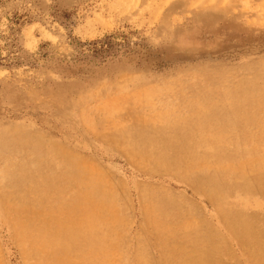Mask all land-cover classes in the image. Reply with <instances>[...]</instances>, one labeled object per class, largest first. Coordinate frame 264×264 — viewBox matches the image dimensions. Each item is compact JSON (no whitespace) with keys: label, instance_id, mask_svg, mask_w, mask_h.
<instances>
[{"label":"rangeland","instance_id":"rangeland-1","mask_svg":"<svg viewBox=\"0 0 264 264\" xmlns=\"http://www.w3.org/2000/svg\"><path fill=\"white\" fill-rule=\"evenodd\" d=\"M263 97L264 0H0V264H58L14 207L79 175L110 191L106 264H264Z\"/></svg>","mask_w":264,"mask_h":264},{"label":"bare ground","instance_id":"bare-ground-1","mask_svg":"<svg viewBox=\"0 0 264 264\" xmlns=\"http://www.w3.org/2000/svg\"><path fill=\"white\" fill-rule=\"evenodd\" d=\"M178 85V84H177ZM181 88V87H180ZM212 90V89H211ZM216 90V89H215ZM189 91V90H187ZM209 91V90H208ZM207 91V92H208ZM149 92V91H148ZM147 92V93H148ZM161 92V91H160ZM186 92V91H185ZM155 93V92H154ZM153 93V94H154ZM165 93V92H164ZM258 93V91H257ZM139 94V93H138ZM144 94V93H142ZM148 95V94H147ZM163 95V94H162ZM205 95V94H204ZM262 95V93H261ZM158 96V95H157ZM203 96V95H202ZM163 97V96H162ZM206 97V96H205ZM211 97V96H210ZM166 98V97H165ZM264 98V97H263ZM190 99V98H189ZM139 100V99H138ZM144 100V99H143ZM146 100V99H145ZM149 100V99H148ZM153 100V99H152ZM197 100V99H196ZM250 100V99H248ZM253 100V99H252ZM251 100V101H252ZM263 100V99H262ZM150 101V100H149ZM194 101V100H193ZM133 102V101H132ZM140 102V101H139ZM145 102V101H144ZM206 102V101H205ZM227 102V101H226ZM160 103V102H159ZM170 103V102H169ZM174 103V102H173ZM225 103V102H224ZM247 103V102H246ZM257 103V102H256ZM262 103V102H261ZM140 104V103H139ZM147 104V102H146ZM153 104V103H152ZM176 104V103H175ZM212 104V103H211ZM228 104V103H227ZM136 105V104H135ZM164 105V104H163ZM167 105V104H166ZM141 106V105H140ZM159 106V105H158ZM161 106V105H160ZM184 106V105H183ZM222 106V104H221ZM165 107V106H164ZM163 107V108H164ZM168 107V106H167ZM176 107L177 104H176ZM194 107V106H193ZM192 107V109H193ZM138 108V107H137ZM169 108V107H168ZM171 108V107H170ZM223 108V107H222ZM251 108V107H249ZM173 109V108H172ZM175 109V108H174ZM177 109V108H176ZM175 109V110H176ZM220 109V108H219ZM143 110V109H142ZM174 110V111H175ZM230 110V109H228ZM165 111V110H164ZM194 114H207L209 112V108L203 106H196V109L192 110ZM224 111V110H223ZM241 111V110H240ZM249 111V110H248ZM167 112V111H165ZM172 112V110H171ZM235 112H237L235 110ZM155 113V110H154ZM179 113V112H178ZM143 114V113H141ZM168 114V113H167ZM177 114V113H176ZM264 114V113H262ZM157 115V114H156ZM159 115V114H158ZM173 115V114H172ZM184 115V114H183ZM228 115H230L228 113ZM146 116V115H144ZM175 116V115H174ZM178 116V115H177ZM186 116V115H185ZM153 117V116H152ZM184 117V116H183ZM246 117V116H245ZM141 118V117H139ZM143 118V117H142ZM154 118V117H153ZM179 118V117H178ZM177 118V119H178ZM243 118V117H242ZM263 118V117H262ZM261 118V119H262ZM151 119V118H150ZM166 119V118H164ZM168 119V118H167ZM177 119L171 120V122L177 121ZM97 120V119H96ZM142 120V119H141ZM140 120V121H141ZM145 120V119H144ZM155 120V118H154ZM169 120V119H168ZM238 120V119H237ZM250 120V119H249ZM252 120V119H251ZM94 121V120H93ZM98 121V120H97ZM104 121V120H103ZM106 121V120H105ZM108 121V120H107ZM133 121V120H132ZM139 121V120H138ZM160 121V120H159ZM167 121V120H166ZM180 121V120H179ZM233 121V120H232ZM248 121V120H247ZM259 121V120H258ZM91 122V121H90ZM136 122V121H135ZM170 122V123H171ZM183 122V121H181ZM249 122V121H248ZM260 122V121H259ZM264 122V121H263ZM98 123V122H97ZM180 123V122H179ZM261 123V122H260ZM106 124V123H105ZM134 124V121H133ZM141 124V123H140ZM139 124V125H140ZM161 124V123H160ZM230 124V123H229ZM250 124V123H249ZM137 125V123H136ZM144 125V123H143ZM152 125V124H151ZM170 125V124H169ZM179 125V124H178ZM231 125V124H230ZM112 126V125H111ZM132 126V124H131ZM130 126V127H131ZM138 126V125H137ZM163 126V125H162ZM167 126V125H166ZM205 126V125H204ZM211 126V125H210ZM227 126V125H226ZM247 126V125H246ZM250 126V125H249ZM248 126V127H249ZM254 126V125H253ZM264 126V125H263ZM117 127V126H116ZM129 127V128H130ZM146 127V126H145ZM165 127V125H164ZM105 128V127H104ZM114 128V127H113ZM163 128V127H162ZM161 128V129H162ZM172 128V127H171ZM174 128V127H173ZM181 128H183L181 126ZM264 128V127H263ZM133 129V128H132ZM139 129V128H138ZM164 129V128H163ZM240 129V128H239ZM243 129V128H242ZM246 129V128H245ZM119 130V129H118ZM145 130V129H143ZM149 130V129H148ZM146 129V132L148 131ZM151 130V129H150ZM200 130V128L198 129ZM213 130V129H211ZM210 130V131H211ZM247 130V129H246ZM130 131V129H129ZM216 131V130H215ZM235 131V129H234ZM260 131V130H259ZM128 132V131H127ZM133 132V131H132ZM137 132V131H136ZM157 132V131H156ZM183 132V131H182ZM233 132V129H232ZM245 132V131H244ZM248 132V131H247ZM250 132V131H249ZM204 133V132H203ZM242 133V132H240ZM260 133V132H259ZM118 134V133H117ZM129 134V133H128ZM146 134V133H145ZM172 134V133H171ZM235 134V132H234ZM244 134V133H243ZM256 134V132H255ZM262 134V133H261ZM264 134V133H263ZM123 135V134H121ZM130 135V134H129ZM136 135V134H135ZM144 135V134H143ZM168 135V134H167ZM173 135V134H172ZM232 135V134H231ZM128 136V135H127ZM126 136V137H127ZM148 136V135H147ZM229 136V135H227ZM236 136V135H235ZM249 136V135H248ZM258 136V135H257ZM260 136V135H259ZM263 136V135H262ZM115 137V136H113ZM134 137V136H133ZM146 137V136H145ZM168 137V136H167ZM202 137V136H200ZM207 137V136H206ZM250 137V136H249ZM129 138V137H128ZM132 138V137H131ZM172 138V137H171ZM209 138V137H208ZM207 138V139H208ZM214 138V137H213ZM233 138V137H232ZM261 138V137H260ZM144 139V138H143ZM173 139V138H172ZM236 139V138H235ZM255 139V138H254ZM258 139V138H257ZM114 140V139H112ZM152 140V139H151ZM197 140V139H196ZM205 140V139H204ZM210 140V139H209ZM247 140V139H246ZM249 140V139H248ZM118 141H120L118 139ZM131 141V140H130ZM165 141V139H164ZM175 141V140H174ZM178 141V140H177ZM223 141V140H221ZM125 142V141H124ZM144 142V141H142ZM167 142V141H166ZM173 142V141H172ZM213 142V141H212ZM215 142V141H214ZM237 142V141H236ZM254 142V141H253ZM127 143V142H126ZM136 143V142H134ZM150 143V142H149ZM216 143V142H215ZM239 143V142H237ZM264 143V142H263ZM123 144V143H120ZM151 144V143H150ZM149 144V145H150ZM167 144V143H166ZM177 144V142H176ZM201 144V143H199ZM232 144V143H231ZM252 144V142L250 143ZM259 144V143H258ZM168 145V144H167ZM202 145V144H201ZM200 145V146H201ZM213 145V144H212ZM211 145V146H212ZM225 145V144H224ZM263 145V144H262ZM153 146V145H152ZM173 146V145H172ZM218 146V145H216ZM124 147V146H123ZM142 149V146H140ZM196 147V146H194ZM215 147V146H214ZM228 147V146H227ZM240 147V146H239ZM238 147V149H239ZM243 147V146H242ZM153 148V147H152ZM157 148V147H156ZM207 148V147H206ZM248 148V147H246ZM251 148V147H249ZM256 148V147H255ZM154 149V148H153ZM172 149V148H171ZM170 149V150H171ZM205 149V148H204ZM223 149V148H222ZM254 149V148H253ZM259 149V148H258ZM257 149V151H258ZM202 150V149H201ZM210 151L211 154H219L217 153L218 149H213L210 146L208 147L207 151ZM150 151V150H149ZM136 153L139 156L144 157L146 159H152L151 153L140 150ZM226 153V151H225ZM237 153V152H236ZM249 153V152H248ZM170 154V153H169ZM197 154V153H196ZM195 154V155H196ZM221 154V153H220ZM238 154V153H237ZM243 154V152H242ZM245 154V153H244ZM176 155V154H175ZM261 155V154H260ZM132 156V155H131ZM197 156V155H196ZM212 156V155H211ZM155 157V156H154ZM179 157V155H178ZM229 157V156H228ZM227 157V158H228ZM248 157V156H247ZM139 158V157H138ZM243 158V157H242ZM254 158V157H253ZM259 158V157H258ZM263 158V157H262ZM261 158V160H262ZM10 159V158H9ZM177 159V158H176ZM199 159V158H198ZM201 159V158H200ZM210 159V158H209ZM249 159V158H248ZM161 159H157L156 161H160ZM165 160V159H164ZM203 160V159H202ZM205 160V159H204ZM233 160V159H232ZM235 160V159H234ZM253 160V159H252ZM260 160V161H261ZM6 161V160H5ZM162 161V160H161ZM166 161V160H165ZM170 161V160H169ZM196 161V160H195ZM210 161V160H209ZM208 161V162H209ZM213 161V160H212ZM259 161V160H258ZM153 162V160H152ZM181 162V160H180ZM220 164H223L224 160L218 161ZM237 162V161H236ZM248 162H250L248 160ZM28 163V162H27ZM40 163V162H39ZM154 163V162H153ZM161 163V162H160ZM167 163V162H166ZM183 163V162H182ZM189 163V162H188ZM202 163V162H201ZM185 164V162H184ZM182 164V165H184ZM195 165V163H193ZM197 164V162H196ZM229 164V163H228ZM237 164V163H236ZM253 164V163H252ZM251 164V165H252ZM16 165V164H15ZM192 165V166H194ZM230 165V164H229ZM75 166V165H74ZM73 166V167H74ZM196 166V165H195ZM228 166V165H227ZM9 167V165H8ZM35 167V166H34ZM77 167V166H76ZM178 167V166H177ZM212 167V166H211ZM244 167V165H243ZM250 167V166H249ZM264 167V166H263ZM12 168V167H11ZM180 168V167H179ZM206 168V166H205ZM217 168V167H216ZM242 168V167H241ZM15 169V168H14ZM23 169L22 167L20 170ZM30 169V168H29ZM41 169V168H40ZM72 169V168H71ZM183 169V168H181ZM198 169V168H197ZM35 170V169H34ZM38 170V169H36ZM73 170V169H72ZM94 170V169H93ZM92 170V171H93ZM185 170V169H184ZM207 170V169H204ZM203 170V172H204ZM214 170V169H213ZM244 170V169H243ZM251 170V169H250ZM25 171V170H24ZM42 171V170H41ZM76 171V170H75ZM215 171V170H214ZM217 171V170H216ZM224 171V170H223ZM229 171V170H228ZM238 171V170H237ZM30 172V171H27ZM33 172V170H32ZM40 172V171H39ZM72 172V171H71ZM70 172V173H71ZM79 172V171H78ZM89 172V171H88ZM94 172V171H93ZM96 172V171H95ZM99 172V171H98ZM199 172V171H198ZM226 172V171H225ZM35 173V172H34ZM70 173L68 175H70ZM83 174L82 172H80ZM97 173V172H96ZM219 173V172H218ZM231 173V172H230ZM249 173V172H248ZM2 174V172H1ZM4 174V172H3ZM49 174V173H48ZM73 174V173H72ZM71 174V175H72ZM92 174V173H90ZM229 174V173H228ZM235 174V173H233ZM262 174H264L262 172ZM29 175V173H28ZM36 175V174H35ZM95 175V174H94ZM98 175V174H97ZM202 175V174H201ZM209 175V174H208ZM220 175V174H219ZM232 175V174H231ZM247 175V174H246ZM253 175V174H252ZM1 176V175H0ZM15 176V175H13ZM25 176V175H24ZM31 176V175H30ZM92 176V175H91ZM90 176V177H91ZM218 176V175H217ZM222 176V174H221ZM36 177V176H35ZM57 177V176H56ZM75 177V176H74ZM84 177V176H82ZM97 177V176H96ZM95 177V178H96ZM101 177V175H100ZM230 177V176H229ZM232 177V176H231ZM54 178V177H53ZM72 178V177H71ZM93 178V177H92ZM65 179V178H63ZM89 179V178H88ZM84 181L80 175L77 180V184H79V191L78 193L68 199H59L58 204L52 205H39L37 208L32 209L31 207H14L17 211L18 217L16 219L19 234L23 239L31 240L35 247L43 248L47 250H55L58 249V264H106L105 257L110 253V229H111V221L108 217H112L111 206L112 203L109 201L110 194L108 190L104 187V182H101L99 179L95 180H88ZM221 178L218 179V181ZM27 180V179H26ZM25 180V181H26ZM32 180V178H31ZM67 180V179H66ZM72 180V179H71ZM22 181V180H21ZM58 181V178H57ZM60 181V180H59ZM206 181V180H205ZM208 181V180H207ZM234 181V180H233ZM242 181V180H241ZM15 182V181H14ZM23 182V181H22ZM54 182V181H53ZM70 182V181H69ZM223 182V181H222ZM249 182V181H248ZM251 182V181H250ZM249 182V184H251ZM11 183V182H10ZM21 183V182H20ZM57 183V182H56ZM55 183V184H56ZM75 183V182H74ZM105 183V182H104ZM226 183V181H225ZM242 182L241 184H243ZM255 183V182H254ZM70 184V183H69ZM72 184V183H71ZM81 184H84L82 186ZM86 184V185H85ZM107 184V183H106ZM105 184V185H106ZM218 184V183H216ZM224 184V183H223ZM246 184V183H245ZM11 185V184H10ZM30 185V184H29ZM45 185V184H44ZM227 185V184H226ZM236 185V183H235ZM264 185V183H263ZM34 186V185H33ZM69 186V185H67ZM78 186V185H77ZM233 186V183H232ZM242 186V185H241ZM249 187V185H246ZM13 187V186H12ZM18 187V186H17ZM23 187V186H22ZM56 187V186H55ZM85 187V188H84ZM246 187V188H247ZM256 187V186H255ZM263 187V186H262ZM16 188V187H15ZM34 188V187H33ZM61 188V187H60ZM65 188V187H62ZM230 188V187H229ZM264 188V187H263ZM6 189V188H5ZM24 189V188H23ZM45 189V188H44ZM59 189V186H58ZM249 189V188H248ZM254 189V188H253ZM252 189V190H253ZM17 190V189H16ZM47 190V189H46ZM57 190V189H56ZM69 190V189H68ZM220 190V189H219ZM22 191V190H21ZM32 191V190H31ZM42 191V190H41ZM44 191V190H43ZM42 191V192H43ZM50 191V189H49ZM76 191V190H75ZM59 192V191H58ZM65 192V191H64ZM113 192V191H112ZM220 192V191H219ZM222 192V191H221ZM220 192V193H221ZM27 197V191L25 192ZM56 193V192H55ZM5 194V193H4ZM8 194V193H7ZM11 194V192H10ZM17 194V193H15ZM32 194V193H31ZM38 194V193H37ZM40 194V193H39ZM50 195V194H49ZM56 195V194H55ZM21 196V195H20ZM23 196V195H22ZM32 196V195H31ZM30 196V197H31ZM39 196V195H38ZM58 196V194H57ZM62 196V194H61ZM13 197V196H12ZM37 197V196H36ZM113 197V196H112ZM22 198V197H21ZM29 198V197H28ZM41 198V197H40ZM20 199V197H19ZM35 199V198H34ZM25 200V199H24ZM23 200V201H24ZM32 200V199H31ZM39 202V199H37ZM26 201V200H25ZM28 201V200H27ZM31 202V201H29ZM33 202V201H32ZM37 202V203H38ZM153 202V201H152ZM28 203V202H27ZM25 203V204H27ZM34 203V202H33ZM11 204V203H10ZM29 204V203H28ZM17 205V204H16ZM15 205V206H16ZM20 205V206H21ZM152 205V204H151ZM31 206V205H30ZM152 207V206H151ZM155 209V208H154ZM156 210V209H155ZM153 212V211H152ZM158 212V211H157ZM16 215V214H15ZM170 216V215H169ZM156 217V216H154ZM168 217V216H167ZM25 218V219H24ZM23 219V220H22ZM161 219V218H160ZM169 220V219H168ZM174 220V218H173ZM115 221V220H112ZM16 225V226H17ZM116 225V224H115ZM14 226V225H13ZM172 226V225H171ZM172 228V227H171ZM170 229V228H169ZM118 232V231H117ZM115 234V233H114ZM122 237V236H120ZM114 238V236H113ZM112 239V238H111ZM119 239V238H118ZM84 242L87 245L86 249H83L80 253H75L77 248V244L79 242ZM116 243V242H115ZM120 243V242H119ZM120 245V244H119ZM258 249V248H257ZM56 251V250H55ZM113 252V251H112ZM262 252V250H261ZM264 252V251H263ZM41 253V251H40ZM52 253V252H50ZM54 253V251H53ZM120 253V252H119ZM111 254V253H110ZM260 254V253H259ZM263 254V253H262ZM261 254V255H262ZM51 255V254H50ZM193 255V254H192ZM264 255V254H263ZM46 256V255H45ZM49 256V255H48ZM52 256V255H51ZM118 256V255H117ZM116 256V257H117ZM260 256V255H259ZM93 258L97 259V262H93ZM112 258V257H111ZM118 258V257H117ZM264 258V257H263ZM107 259V258H106ZM54 260V258H53ZM48 261V259H47ZM108 261V260H107ZM114 261V260H112ZM54 262V261H53ZM139 262V261H138ZM47 263V262H46ZM113 263V262H112ZM52 264V263H51ZM140 264V263H139ZM204 264V263H203ZM260 264V263H259Z\"/></svg>","mask_w":264,"mask_h":264},{"label":"trees","instance_id":"trees-1","mask_svg":"<svg viewBox=\"0 0 264 264\" xmlns=\"http://www.w3.org/2000/svg\"><path fill=\"white\" fill-rule=\"evenodd\" d=\"M112 44H113L112 37L105 36L104 39L100 41L88 43V46L91 48L93 52L104 53L109 50Z\"/></svg>","mask_w":264,"mask_h":264}]
</instances>
